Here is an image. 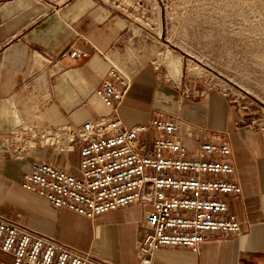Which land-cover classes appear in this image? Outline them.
I'll list each match as a JSON object with an SVG mask.
<instances>
[{
	"label": "crops",
	"instance_id": "obj_1",
	"mask_svg": "<svg viewBox=\"0 0 264 264\" xmlns=\"http://www.w3.org/2000/svg\"><path fill=\"white\" fill-rule=\"evenodd\" d=\"M127 35L126 25L96 0H76L60 10L45 0H0V213L80 250L138 264L137 244L147 232L146 206L130 204L94 218L57 208L23 188V177L34 160L79 175L80 148L58 151L37 144L17 156L1 139L22 125L80 126L107 113L96 90L109 69L107 55L122 50ZM71 46L87 55L70 58L65 52ZM191 87L195 96L183 103L179 134L190 148L212 130L231 145L242 193L226 199L241 232L225 241L208 240L199 251L162 246L153 264H264V132L239 127L236 113H223L215 90ZM176 99L157 69L144 67L117 117L129 126L145 122L155 110L174 111Z\"/></svg>",
	"mask_w": 264,
	"mask_h": 264
},
{
	"label": "built area",
	"instance_id": "obj_2",
	"mask_svg": "<svg viewBox=\"0 0 264 264\" xmlns=\"http://www.w3.org/2000/svg\"><path fill=\"white\" fill-rule=\"evenodd\" d=\"M45 1L60 10L76 0ZM96 1L125 20L136 21L137 13H155L152 0ZM138 23L142 29L149 28ZM65 55L78 58L87 53L71 46ZM132 80L111 66L96 90L108 112L80 126L22 125L2 134L4 146L17 156L37 144H49L58 151L80 148L79 175L34 160L23 177V188L37 192L57 208L89 218L130 204L146 206L147 232L137 244L138 264H153L154 254L162 246L199 251L208 240L238 237L241 222L229 212L226 197L239 196L242 186L229 142L222 140L221 132L212 130L190 148L179 134L182 116L162 110H155L145 122L126 125L117 114ZM0 252L4 254L0 264H120L2 213Z\"/></svg>",
	"mask_w": 264,
	"mask_h": 264
},
{
	"label": "rangeland",
	"instance_id": "obj_3",
	"mask_svg": "<svg viewBox=\"0 0 264 264\" xmlns=\"http://www.w3.org/2000/svg\"><path fill=\"white\" fill-rule=\"evenodd\" d=\"M152 1V15L117 17L128 35L122 50L107 55L108 68L133 79L155 67L176 94L171 114L183 120L192 85L215 90L223 113H236L239 127L264 132V0Z\"/></svg>",
	"mask_w": 264,
	"mask_h": 264
}]
</instances>
